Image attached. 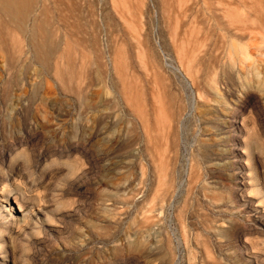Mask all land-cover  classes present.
I'll list each match as a JSON object with an SVG mask.
<instances>
[{"label":"rangeland","instance_id":"374dc122","mask_svg":"<svg viewBox=\"0 0 264 264\" xmlns=\"http://www.w3.org/2000/svg\"><path fill=\"white\" fill-rule=\"evenodd\" d=\"M228 1L34 0L26 30L6 26L0 149L13 145L43 214L4 263L264 264V219L236 229L264 217L245 169L246 155L264 189V75L231 63ZM35 20L55 45L44 63ZM256 53L246 63L263 71Z\"/></svg>","mask_w":264,"mask_h":264},{"label":"bare ground","instance_id":"6f19581e","mask_svg":"<svg viewBox=\"0 0 264 264\" xmlns=\"http://www.w3.org/2000/svg\"><path fill=\"white\" fill-rule=\"evenodd\" d=\"M206 2L207 1H205L204 3L207 5ZM221 3L222 2H220V4ZM225 4H226V2H225ZM257 4L261 5L258 9L256 8ZM227 5L232 6V8L228 6V8H225V10H223V9H219V10L226 11V13H222V15L226 18V21L223 24V25H225L224 29L226 30L225 31L226 34L227 35L229 34L230 37H234L236 39V42L234 44L235 54L231 55V59H232L231 63L233 65L236 64L237 66H239L240 69H243V70L247 69L249 72L252 69L253 70L255 69L257 73L264 75V67H262L263 71H259L258 67H257V69L251 68V66L246 63L247 60L252 58V55L250 54L251 50H254L257 52L253 57H255L259 62L262 60V58L264 56V0H229L227 2ZM33 7H34V0H0V15L7 17V20H8V21H4L0 18V34L2 33V31L6 28V26L9 23H14L15 26H17L18 28H21L22 30H26L25 26H26L28 18L32 14V11H34ZM184 11H185V9H184ZM223 11H221V12H223ZM212 15H213V13H212ZM28 33H29V40H30L29 43H30V46L32 48V52H33L34 57L39 62H42V63L46 62V60L53 53V51L55 49V45L52 41V34L49 31V29L47 28L45 21L44 20H39V21L35 20L34 23H32L31 27L29 28ZM223 35H225V34H223ZM189 36H192V35H189ZM175 37H174V39H175ZM192 42H193V40H192ZM188 54L189 53H187L186 55L188 56ZM189 58H190V55H189ZM185 59H188V58L186 57ZM191 59H193V58H191ZM188 61H187V63H188ZM181 63L182 62H180V64ZM183 66H184V64H183ZM187 71H188V69H187ZM185 74H186V70H185ZM186 75H188V73ZM181 76H183V78L187 77V76L184 77V75L182 73H181ZM188 77H187V79H189ZM190 77H192V76H190ZM185 81H186V79H185ZM246 92H248V91H246ZM207 94H208V91L206 89L199 91L198 92L199 99H201V98L205 99V97H207ZM248 94H250V93H248ZM198 96H197V98H198ZM246 97H248V96H246ZM245 100H248V99H244V101ZM251 102H252V100H251ZM238 109H239V107H238ZM235 112L237 113V108L235 109ZM163 123H165V122H163ZM163 125H165V124H163ZM242 125H243V119H242ZM167 129L168 128H166V130ZM37 132H39V131H37ZM34 135H36V134H34ZM16 141H19V140L16 138ZM19 144H20V142H19ZM12 146H9L5 149H3V147H2L3 150L0 149V264H6V263H4V257L12 255L13 250L10 248L13 246V242L15 241L14 239L16 238L18 233H20V231H24L25 228H29L30 226L35 225L34 221L40 218V214L41 215L43 214V213H41L43 211V209L40 208L39 205H37V208L35 209L36 204L34 203V200L31 198V196H30L31 194L29 195V191L35 186L36 182H34V180L30 181L29 179L26 181L19 180V177H18L19 175L17 176V174H16L19 169L15 165L17 161L14 160L13 156H10L11 150H13V149H11V148H13ZM71 146H73V144H71ZM21 153H22V151H21ZM39 157L40 156H38V159H39ZM245 158L247 160V164H246L247 166H245V169H246V171H249V170L251 171L250 172L251 175L248 177H249V179L255 180L257 182L255 185L256 187L254 188V191L256 193H260V195L264 199V189L261 186H259L258 181H260V180L256 176L255 171L252 169L253 167L250 168V164H249V160H248L249 156L246 157V155H245ZM37 162H38V160H37ZM40 163L41 162L39 161V164ZM27 164H29V163H27ZM36 164L33 167L35 170H36ZM240 165L242 166V164H240ZM243 167H244V165H243ZM239 168L240 167H238V169ZM190 169H191L190 170V173H191L192 166ZM253 171H254V173H253ZM29 174L32 175V172H30ZM188 176H190V175H188ZM190 181H191V179H190ZM9 199L14 200V204L16 205V208H14V207H12V205H10ZM37 202H38V200H37ZM38 204H39V202H38ZM241 205L243 206L244 213H248V211L245 210V208L250 206V203L248 202V200H244ZM253 211H254L253 213H255V214H253V215L247 214L246 215V221L244 222V224L242 226H239V223H238L237 228L235 227L237 229V232H239L240 230H243V231L251 230L252 226L250 225L249 221L256 220L257 219L256 217H259L258 218L259 221L264 219V217H262V214L260 213V211H258L257 208H255ZM18 213H19V217H18V215H16ZM256 214H260V215L255 216ZM42 223H43V225H46V223L44 221ZM254 224H255V222H254ZM182 225H183V223H182ZM253 226H256V225H253ZM182 228H184V227H182ZM256 229H257L256 231L258 232V226L256 227ZM261 230H263L261 233V235H262L264 232V228H262ZM261 230H260V232H261ZM41 231H42V229H41ZM43 231H44V229H43ZM234 231H236V230H234ZM252 231H254V230L252 229ZM257 232H255V233H257ZM44 233H46V231ZM183 234H185V233H183ZM263 237H264V235H263ZM186 238L187 237L185 236V239ZM261 239H260L261 244H264V241H261ZM186 242H187V240H186ZM245 242L246 241H243V243H241V244L246 245ZM184 243H185V241H184ZM32 244H33V242H32ZM14 245H16V244L14 243ZM238 249L240 250V245H239ZM240 251L245 252V251H243V249ZM34 252H35V250H34ZM241 255H242V253H241ZM189 256L190 255H188L187 257H189ZM249 258H250L248 261L249 264H258V261H257L258 259L256 260V257H254L252 255ZM31 259H33V258H31ZM38 260H39V258H38ZM33 261H35V260H33ZM11 264H13V263L11 262Z\"/></svg>","mask_w":264,"mask_h":264}]
</instances>
